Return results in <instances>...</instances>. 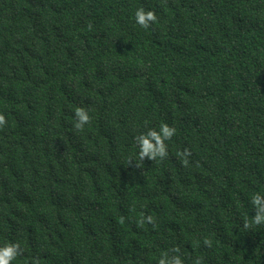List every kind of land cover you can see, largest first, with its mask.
<instances>
[{"label":"trees","instance_id":"16d2710c","mask_svg":"<svg viewBox=\"0 0 264 264\" xmlns=\"http://www.w3.org/2000/svg\"><path fill=\"white\" fill-rule=\"evenodd\" d=\"M0 113L12 264H264V225L243 227L264 196V0H0ZM162 123L168 156L141 162Z\"/></svg>","mask_w":264,"mask_h":264},{"label":"clouds","instance_id":"9594fccd","mask_svg":"<svg viewBox=\"0 0 264 264\" xmlns=\"http://www.w3.org/2000/svg\"><path fill=\"white\" fill-rule=\"evenodd\" d=\"M158 17L153 10L146 11L143 7L138 8L135 12V21L142 28L148 29L152 24L156 23ZM91 27V26H89ZM75 128L77 130H83L84 125L90 123V116L88 110L83 107H77L75 109ZM7 121L5 115L0 113V128L6 125ZM147 123V122H146ZM176 128L169 126L166 123L160 125L159 131L154 128H149L146 132H142L135 137L136 144L139 147V160L142 162L145 158L152 161L156 160L157 157L164 159L168 156L166 140H170L176 133ZM183 157V164H188L187 157L191 156V151L189 149H184L182 153L179 154ZM132 161H129L131 163ZM138 167V165H136ZM251 203L255 209V215L253 217L245 218L243 222V227L249 229L253 225H264V196L260 193H255L251 198ZM147 222L155 226L154 218L151 215L142 217L138 224L143 226ZM206 246L211 247V241L207 238L204 240ZM174 253H179V247H174L171 249ZM22 249L19 242H8L0 247V264H12L18 256L22 255ZM33 264H38V261H33ZM158 264H184L183 259L180 255H173L169 257L168 253H163L161 258L158 260ZM194 264H202L201 259L197 258Z\"/></svg>","mask_w":264,"mask_h":264}]
</instances>
